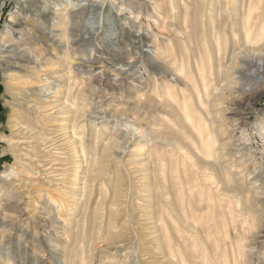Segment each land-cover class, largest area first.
Masks as SVG:
<instances>
[{
	"label": "rangeland",
	"instance_id": "obj_1",
	"mask_svg": "<svg viewBox=\"0 0 264 264\" xmlns=\"http://www.w3.org/2000/svg\"><path fill=\"white\" fill-rule=\"evenodd\" d=\"M31 1L0 0V264H63L74 244L70 236L77 229L75 221L85 210L83 192H92L84 244L91 253L89 264H105L103 256L108 254L115 256L117 264H194L182 256L172 258L158 247L157 224L150 218L155 205L152 197H143L146 172L138 148L143 142L165 144V140L145 123L152 119L146 120L137 109L136 94L143 88L147 72L123 74L119 69L124 62L140 57L158 65L151 39L155 35L165 39L164 29L144 13L121 5L120 0H72L73 4L70 0H39L38 6ZM140 1L155 4V0ZM66 5L74 19L95 17L88 32L71 35L67 45L73 76L68 73L69 63L62 61L37 27L39 22L51 23L49 18H56ZM131 22L137 26L132 27ZM83 40L87 42L77 44ZM71 76H76L74 95L79 92L78 99L67 91ZM74 100L80 107L79 119ZM230 105L237 114L231 142L241 148L237 154L241 175L250 182L262 212L259 223L247 232L246 243L264 260V86L255 85ZM231 110L227 111L229 117L233 116ZM76 119L85 130L84 139L96 143L98 159L104 163V172L99 177L93 172L94 177L86 182L88 163L80 151L81 135L72 131ZM92 131L98 133L96 139ZM106 144L108 152L103 150ZM49 194L60 199L61 220H56V208L41 201ZM113 201L118 210L111 217ZM96 205L102 215L95 214ZM99 216L103 220L95 222ZM92 231L98 235L93 242Z\"/></svg>",
	"mask_w": 264,
	"mask_h": 264
},
{
	"label": "bare ground",
	"instance_id": "obj_2",
	"mask_svg": "<svg viewBox=\"0 0 264 264\" xmlns=\"http://www.w3.org/2000/svg\"><path fill=\"white\" fill-rule=\"evenodd\" d=\"M31 4L38 6L40 2L32 0ZM120 4L144 13L166 33L165 39L157 35L151 39L158 65L140 57L139 60L131 58L119 67L123 74L143 69L147 72L145 84L136 94L137 109L144 112L146 120L152 119L145 123L165 140V144L143 142L138 148L143 155L141 164H145L142 170L146 172L143 197L147 200L152 197L155 205L150 218L157 224L158 247L172 258L182 256L184 261L194 264H264L246 243L247 232L257 225L262 212L260 201L249 187L250 182L241 175L242 164L237 161L241 148L231 142L237 114L229 106L238 103L255 85L264 86V0H155V4L120 0ZM68 6L60 10L56 18H49L51 23L39 22L37 27L42 36L53 43L62 61L69 63L70 76L74 72L73 58L68 52L71 35L88 32L95 17L74 19ZM131 26L137 25L131 22ZM55 30L57 34H53ZM72 76L67 91L78 99L81 95L79 92L74 95L76 76ZM259 98L260 94L255 100ZM73 105L79 119L78 101L74 100ZM230 109L231 117L227 115ZM76 122L77 119L72 131L81 135L80 151L88 163L86 182L89 177H99L97 174L104 172V163L98 159L96 143L84 139L85 130ZM96 134L92 131V138L96 139ZM105 147L103 150L108 152L107 144ZM90 194H81L85 210L82 209L81 217L75 221L77 229L69 235L74 244L63 257V264H89L92 259L84 246ZM41 201L56 208L59 216L56 220H61L64 210L60 199L49 194L47 199L42 196ZM117 204L113 201L111 207ZM96 206L95 214L100 213V206ZM117 210L110 212L111 217ZM96 217L95 222L101 221V216L100 220ZM94 231L91 232L92 242L98 236ZM181 246L183 248L179 249ZM114 257L103 256L105 264H117Z\"/></svg>",
	"mask_w": 264,
	"mask_h": 264
}]
</instances>
